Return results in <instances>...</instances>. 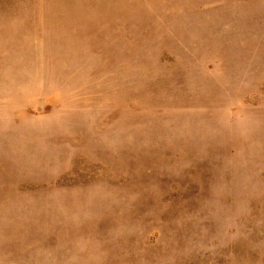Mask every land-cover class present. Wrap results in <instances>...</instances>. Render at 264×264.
Segmentation results:
<instances>
[{"label": "rangeland", "instance_id": "1", "mask_svg": "<svg viewBox=\"0 0 264 264\" xmlns=\"http://www.w3.org/2000/svg\"><path fill=\"white\" fill-rule=\"evenodd\" d=\"M0 264H264V0H0Z\"/></svg>", "mask_w": 264, "mask_h": 264}]
</instances>
